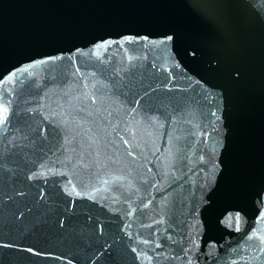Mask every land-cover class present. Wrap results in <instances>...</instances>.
Here are the masks:
<instances>
[{
    "label": "water",
    "instance_id": "obj_1",
    "mask_svg": "<svg viewBox=\"0 0 264 264\" xmlns=\"http://www.w3.org/2000/svg\"><path fill=\"white\" fill-rule=\"evenodd\" d=\"M0 101V264H264V0H0Z\"/></svg>",
    "mask_w": 264,
    "mask_h": 264
},
{
    "label": "snow or ice",
    "instance_id": "obj_2",
    "mask_svg": "<svg viewBox=\"0 0 264 264\" xmlns=\"http://www.w3.org/2000/svg\"><path fill=\"white\" fill-rule=\"evenodd\" d=\"M104 47V45H97V48ZM131 59V58H129ZM40 63H44V61H40ZM29 67H33V65H29ZM22 72H27L28 68L21 69ZM12 76H15V73L12 74ZM10 106L9 102H3L0 101V126L5 125L8 120V110ZM127 143V141H125ZM147 206V205H146ZM261 240H264V236L260 237ZM28 251H32V249H28Z\"/></svg>",
    "mask_w": 264,
    "mask_h": 264
},
{
    "label": "rangeland",
    "instance_id": "obj_3",
    "mask_svg": "<svg viewBox=\"0 0 264 264\" xmlns=\"http://www.w3.org/2000/svg\"><path fill=\"white\" fill-rule=\"evenodd\" d=\"M251 7V5H250ZM252 7L254 10H257L258 4H252ZM216 14H218L222 19L224 18V12L222 10H218L216 11Z\"/></svg>",
    "mask_w": 264,
    "mask_h": 264
}]
</instances>
